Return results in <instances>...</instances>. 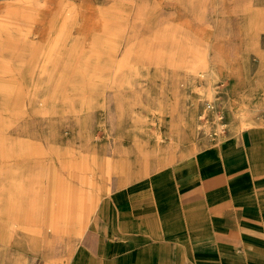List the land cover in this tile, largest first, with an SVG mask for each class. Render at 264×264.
I'll use <instances>...</instances> for the list:
<instances>
[{
  "label": "rangeland",
  "instance_id": "1",
  "mask_svg": "<svg viewBox=\"0 0 264 264\" xmlns=\"http://www.w3.org/2000/svg\"><path fill=\"white\" fill-rule=\"evenodd\" d=\"M212 94L226 126L206 134L223 122L201 117L185 150L234 133L244 106L264 124V0H0V264H67L94 210L52 234L35 206L59 180L99 200L194 154L132 173L136 144L196 121ZM115 158L129 175L108 173Z\"/></svg>",
  "mask_w": 264,
  "mask_h": 264
},
{
  "label": "crops",
  "instance_id": "2",
  "mask_svg": "<svg viewBox=\"0 0 264 264\" xmlns=\"http://www.w3.org/2000/svg\"><path fill=\"white\" fill-rule=\"evenodd\" d=\"M210 99L196 121L173 122L167 132L154 134L148 149L136 144L131 164L137 169L132 173L145 174L169 157L198 150L197 142L193 151L183 146L200 137L201 117L215 121L218 114L226 123L216 96ZM248 112L245 106L243 112L237 109L238 121L229 126L234 133L219 143L119 186L99 200L59 180L54 203L45 205V212L44 204L35 206L30 215L41 220L43 231L48 227L58 234L65 227L79 228L94 210L67 264H264V124L249 126ZM241 123L249 125L237 129ZM205 130L220 132L215 123ZM113 161L107 163L108 173H131L129 163L117 158L114 170ZM91 177L84 183L91 186Z\"/></svg>",
  "mask_w": 264,
  "mask_h": 264
},
{
  "label": "bare ground",
  "instance_id": "3",
  "mask_svg": "<svg viewBox=\"0 0 264 264\" xmlns=\"http://www.w3.org/2000/svg\"><path fill=\"white\" fill-rule=\"evenodd\" d=\"M247 125H249V123H241L239 126H237L236 128L238 129V128H244V127H246ZM225 127L226 126V123H216L215 124V127H216V129L218 130L220 127ZM8 232V231H7ZM5 243V242H4Z\"/></svg>",
  "mask_w": 264,
  "mask_h": 264
}]
</instances>
